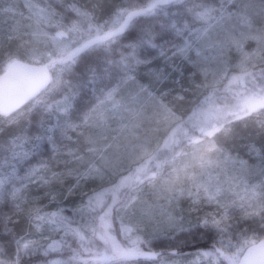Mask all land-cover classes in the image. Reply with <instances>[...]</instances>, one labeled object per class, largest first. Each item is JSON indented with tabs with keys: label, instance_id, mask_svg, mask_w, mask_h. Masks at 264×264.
Segmentation results:
<instances>
[{
	"label": "snow or ice",
	"instance_id": "snow-or-ice-1",
	"mask_svg": "<svg viewBox=\"0 0 264 264\" xmlns=\"http://www.w3.org/2000/svg\"><path fill=\"white\" fill-rule=\"evenodd\" d=\"M0 3V264H264V0Z\"/></svg>",
	"mask_w": 264,
	"mask_h": 264
},
{
	"label": "water",
	"instance_id": "water-1",
	"mask_svg": "<svg viewBox=\"0 0 264 264\" xmlns=\"http://www.w3.org/2000/svg\"><path fill=\"white\" fill-rule=\"evenodd\" d=\"M36 74L31 69L16 67L9 74L6 95L0 99L5 109L14 106L20 99L30 94L37 86Z\"/></svg>",
	"mask_w": 264,
	"mask_h": 264
},
{
	"label": "rangeland",
	"instance_id": "rangeland-1",
	"mask_svg": "<svg viewBox=\"0 0 264 264\" xmlns=\"http://www.w3.org/2000/svg\"><path fill=\"white\" fill-rule=\"evenodd\" d=\"M10 2V0H9ZM8 6V3H0V7H6ZM14 9L17 8V7H20L22 8V4H12L11 5ZM14 13H8L7 16L8 17H11L13 16ZM12 21L11 19H8L6 22L0 18V29H7L10 27ZM251 47V45H249ZM0 71H4V69L2 67H0ZM249 141L246 140V142H242L243 144H241V146H232L231 144H228L227 143V148L228 150L231 152V154L234 156V157H238L240 159H243V160H247L249 163H253L254 160L251 159L248 155H247V149L245 148L244 145H246ZM258 142V141H257Z\"/></svg>",
	"mask_w": 264,
	"mask_h": 264
},
{
	"label": "trees",
	"instance_id": "trees-1",
	"mask_svg": "<svg viewBox=\"0 0 264 264\" xmlns=\"http://www.w3.org/2000/svg\"><path fill=\"white\" fill-rule=\"evenodd\" d=\"M253 138V133L251 129H241L239 132V135L235 138L233 141H229L228 144H231L232 146H241L243 144L242 142H246V140H250ZM258 141V138H257ZM227 146V145H226Z\"/></svg>",
	"mask_w": 264,
	"mask_h": 264
}]
</instances>
